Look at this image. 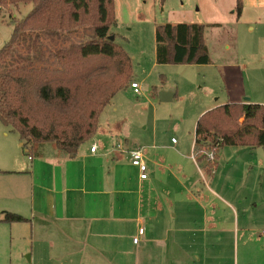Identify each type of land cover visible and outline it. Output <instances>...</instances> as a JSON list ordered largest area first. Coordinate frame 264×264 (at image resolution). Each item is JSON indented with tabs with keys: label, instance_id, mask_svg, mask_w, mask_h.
<instances>
[{
	"label": "crops",
	"instance_id": "0c3cea01",
	"mask_svg": "<svg viewBox=\"0 0 264 264\" xmlns=\"http://www.w3.org/2000/svg\"><path fill=\"white\" fill-rule=\"evenodd\" d=\"M212 18L208 23H189L204 27L210 59L209 65L197 66L216 69L217 84H210L211 79L207 83L205 76L202 84L208 95L219 99L224 87L236 81L233 85H238L237 91H231L223 105L248 104L251 99L246 97L240 73H245L247 83L251 81L248 76L255 73L248 60L249 55L257 58L260 44L264 45V0H242L239 17L235 14V1L231 2L226 17L218 16L216 11ZM213 34H217L216 40L224 52L233 48L235 58L213 56ZM242 54L247 57V63L241 65L243 69L239 62ZM177 88V84L175 88L161 85L159 92L171 94L167 101L170 102L177 98ZM213 108L216 107L205 104L197 120ZM126 136L114 130L113 125L107 129L99 125L96 134L74 157L55 153L29 157L18 140L19 149L0 159V216L7 212L27 220L6 226L16 233L24 230L18 224L29 227L31 263L154 264L158 258L166 264H188L191 260L188 248L198 219L192 218L188 213L191 208L185 204H196L202 221L212 210L211 200L227 204L220 193L212 191L214 179L210 184L205 180L204 162L194 159V133L190 157L182 153L177 140L162 143L156 129L149 141ZM93 145L96 150L91 153ZM135 149L142 152L148 176L145 181L139 179V171L128 155ZM219 155L220 152L217 168ZM138 229H143V234L133 244Z\"/></svg>",
	"mask_w": 264,
	"mask_h": 264
},
{
	"label": "rangeland",
	"instance_id": "374dc122",
	"mask_svg": "<svg viewBox=\"0 0 264 264\" xmlns=\"http://www.w3.org/2000/svg\"><path fill=\"white\" fill-rule=\"evenodd\" d=\"M234 1L114 0L116 24L110 28L109 33L113 35L115 46L129 58L130 83L134 81L138 85L139 95H135L130 88L118 92L100 114L99 125L103 129L113 125L114 130L127 134L128 139L144 138L146 141L151 139V132L156 129L161 134L162 143L171 144L173 138L182 146V153L190 157L197 115L205 104L208 107L223 105L226 96L231 91L234 93L238 85L235 87L236 81L230 80V85L224 87V95L221 94L217 99V96L213 98L208 95L202 84L204 76L207 83L211 79L210 84H217L214 67L156 65L155 28L164 24L208 23L213 20L212 15L216 11L218 16L226 17L228 4H234ZM31 8V5H20L18 8L8 6L0 9V49L11 37L13 19H23ZM216 35L213 34L215 40ZM91 37L90 29H79L74 34H67L65 38L48 41V46L51 50L65 49L69 44L83 43ZM210 47L216 59L223 56L224 59L232 60L236 57L233 48L224 52L217 40ZM244 54L239 57L240 66L247 63ZM249 57L251 59L248 62L251 64L248 65L254 67L255 72L253 77L248 76L251 81L247 83L245 73H240L243 75L246 97L251 99L250 103L264 106V45L260 44L257 58L252 59L253 55ZM41 60L43 62H33L32 65L57 68L47 53H43ZM105 78L109 83L110 73L105 74ZM176 84L177 98L170 102H160L161 85L175 88ZM85 96L84 91L80 93L76 89L79 102L84 103ZM43 116L30 121L45 131L49 119ZM18 140V135L0 124V159L13 154L12 150L19 149ZM34 146V150L40 153L62 156L49 143ZM219 152L218 168L215 166L211 174H207L210 163L206 158L203 161L206 166L204 176L209 184L214 179L215 187H211L212 191L220 193L227 204L211 200L214 205L212 210H208L204 221L196 204H185L191 208L188 213L192 218L198 219L188 248V255L191 256L188 264H264V147H224ZM200 187L203 188L202 183ZM179 207L178 204V210ZM6 225L0 223V264H33L29 261L32 251L29 227L18 224L24 230L16 233ZM154 264L166 262L156 258Z\"/></svg>",
	"mask_w": 264,
	"mask_h": 264
},
{
	"label": "trees",
	"instance_id": "16d2710c",
	"mask_svg": "<svg viewBox=\"0 0 264 264\" xmlns=\"http://www.w3.org/2000/svg\"><path fill=\"white\" fill-rule=\"evenodd\" d=\"M20 5L32 8L23 19H13L11 37L0 49V124L18 135L26 156L40 158L34 145L49 143L60 155L74 157L96 134L103 109L118 92L130 88L129 58L109 40L116 24L114 0H0V9ZM241 10L242 0H235L238 17ZM85 28L92 31L89 40L65 49L49 48L48 41ZM154 34L157 65L210 64L202 25L164 24ZM44 52L56 69L32 65L43 62ZM76 89L84 91V103L76 97ZM37 116L49 119L47 130L30 121ZM224 147H264V106L225 104L198 118L195 160L201 163L206 153H215L207 174ZM25 221L12 213L0 216L2 224Z\"/></svg>",
	"mask_w": 264,
	"mask_h": 264
},
{
	"label": "built area",
	"instance_id": "2783aa9c",
	"mask_svg": "<svg viewBox=\"0 0 264 264\" xmlns=\"http://www.w3.org/2000/svg\"><path fill=\"white\" fill-rule=\"evenodd\" d=\"M130 89L133 91V93L135 95H139V88H138V85L136 83H131ZM171 142L176 143V140L172 139ZM95 150H96V146L93 145L90 148V152L94 153ZM128 155L130 157V161H131L132 166L136 167L139 171V179L141 181L147 180V177H148L147 176V168H146L145 164L143 163V160H142L143 156H142L141 150L140 149L132 150V151L128 152ZM205 156H206L207 162L210 163V165H213L214 160H215V153L213 151L208 152L205 154ZM194 158H195V154H194ZM142 234H143V229H138L137 235L132 241L133 244H137L139 242V238Z\"/></svg>",
	"mask_w": 264,
	"mask_h": 264
},
{
	"label": "water",
	"instance_id": "95a60500",
	"mask_svg": "<svg viewBox=\"0 0 264 264\" xmlns=\"http://www.w3.org/2000/svg\"><path fill=\"white\" fill-rule=\"evenodd\" d=\"M109 40L110 41H113V37H109ZM171 98H172V95L169 94V93L162 92V93L159 94V100H160V102H167ZM246 101H248V99H246Z\"/></svg>",
	"mask_w": 264,
	"mask_h": 264
}]
</instances>
